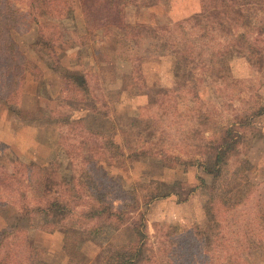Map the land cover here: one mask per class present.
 <instances>
[{
  "label": "rangeland",
  "instance_id": "rangeland-1",
  "mask_svg": "<svg viewBox=\"0 0 264 264\" xmlns=\"http://www.w3.org/2000/svg\"><path fill=\"white\" fill-rule=\"evenodd\" d=\"M15 1L22 7H29L28 0ZM115 1L120 4L119 15L114 18L111 16L104 29L98 27L103 20L91 19L92 16L91 24L90 19L84 20L86 16L81 14V10L85 2L78 0L75 19L41 17L37 23H32L30 29L22 28L16 33L24 55L38 67L31 64L34 71H28L18 88L9 94V103L0 99V178L6 177V169L20 166L22 171L14 180L16 187L26 189V180L29 179L26 196L34 202L38 193L32 184H41L44 174L41 166L49 160L58 159L65 169L73 167V171L81 176L82 171L90 167L88 159L104 147L102 136L88 130H102L110 135L114 132L115 136L116 131L113 129L118 128V141L152 150L156 156L145 155L138 157V160L111 150L114 156L105 159V166L111 175L117 176L116 180L114 178L115 185L119 183L126 189H135L138 184L147 182L151 175L164 180L166 184L177 180L180 182L172 187L178 190V194L156 198L147 206L142 204L139 208L145 213L148 243L157 252L156 264H201L202 246H175L165 231L172 226H177L178 230L193 227L206 219L204 205L213 185L209 182L199 185V176L206 177V182L210 179L200 162L211 160L215 146L207 142L201 144L209 136L206 125L201 123L205 120L203 115L210 114L207 126L213 128L232 122L234 116L242 114L249 106L264 104V71L258 72V66L254 64V57L257 54L259 56V53H248L249 46L246 51H233L232 48L236 44L253 43L254 46H261L264 57V33L257 34L260 25L264 26V9H258L257 6H261L255 3L258 0H249L251 2L246 5L252 7L247 10L252 18L251 24L241 26L240 23L238 26L233 18L226 23L225 28L232 26L237 32L245 31L244 40L238 41V36L233 35L234 39L230 40L232 43L225 41V46L213 40L217 50H229L231 75L238 79L229 86H219L218 83L217 87L210 77L200 75L198 70L191 73L185 67L183 78L179 79L173 68L172 60L180 53L184 55L189 52L198 55L197 60H201L199 54L204 53L201 42L197 41L192 50H186V47L195 39L183 43L181 48H167L165 46L170 43L166 45L164 39L153 38L150 34L151 30L157 31L159 26L183 21L200 11L203 0ZM239 1L237 6L244 7L245 0ZM117 21L127 26L125 34L131 46L126 50L117 46L114 37L107 33ZM41 33L52 37L54 41L61 39L65 42L59 40L58 44H62L57 45L56 51L50 52L52 56L42 58L31 44ZM158 36L164 34L159 32ZM56 59L60 66H71L86 72L92 88L90 95L100 106V113L87 111L92 101L84 98L83 90L65 82L62 74L54 69ZM198 77L199 80H196ZM179 87L180 90L175 91ZM103 99L108 102V107L100 103ZM104 111L108 116L103 115ZM59 112L67 116H81L86 112V126L78 122L70 125L60 122L57 119ZM155 123H159L162 130L156 131L155 140L148 141V136L141 129L147 125L154 127ZM243 130L247 138L238 146L237 154L247 155L253 165L249 171L251 180L260 183L264 189V112L251 118L250 124ZM181 140H184L183 143ZM159 151L179 154L186 161H177L174 167H167L166 161L159 162ZM18 160L20 163H17ZM31 161L38 165H32ZM235 164L236 160L231 166L227 165L233 167ZM20 178L25 179V182H20ZM237 185L242 188L243 181H238ZM168 196L171 198L167 199ZM18 197H15V202H19ZM86 198L84 195L81 201H88ZM127 202L130 201L127 199ZM122 204L121 200H116L115 210L120 209ZM18 208L17 203L0 206V228L14 219ZM124 211L132 216L138 213L131 206H127ZM78 220L80 222L76 226L79 229L68 231L59 228L54 232L59 231L62 235L58 233L59 236L54 240L34 235V230L27 233L28 240L34 242L40 254L53 264H104L101 257L108 251L109 241L120 236L129 237L125 229L119 233L114 230V226L119 223L114 215L110 218L107 213L101 217L79 216ZM57 241L59 243L56 244Z\"/></svg>",
  "mask_w": 264,
  "mask_h": 264
},
{
  "label": "trees",
  "instance_id": "trees-1",
  "mask_svg": "<svg viewBox=\"0 0 264 264\" xmlns=\"http://www.w3.org/2000/svg\"><path fill=\"white\" fill-rule=\"evenodd\" d=\"M80 1L85 2L81 10V14L86 16L84 20L90 19L91 16V19L103 20L101 24H98V27L102 29L106 23H109L111 16L114 18L119 15L120 4H116L115 0ZM126 1L137 3L142 0ZM258 1L255 2L261 5L257 6L258 9H264V0ZM203 2L200 11L183 21L168 26H159L157 31L151 30L150 34L153 38L164 39L166 45L170 43L169 46H165L167 48L173 46L181 48L183 43L187 44L188 41L195 39L194 42L190 41L189 46L186 47V50H192L193 46L197 45V41L202 43L204 53L199 54L201 60H197L198 55H192L189 52L184 55L180 53L177 58H173L172 65L179 79L183 78L185 73L183 70L188 67L191 73L198 70L200 75L210 77L216 86L218 83L219 86H229L237 79L231 75L229 50H217L218 47L215 48L214 43L223 46L226 41L230 44L232 43L230 40L234 39L233 35L238 36L239 39H236L238 41L244 40L242 38L246 36L245 31L237 32L238 30L232 26L229 29L225 27L226 23L232 20L231 18L236 20L238 26L240 23L241 26L251 24L252 18L247 10L252 7L246 5L251 1L245 0L244 7L237 6L239 0H203ZM28 3L29 7L25 8L15 0H0V99L7 103L11 98L9 94L18 88L27 72L34 71L31 64L38 67L24 55L16 33L22 28L30 29L32 23H37L41 17L50 19L71 17L75 19L76 7L79 6L78 0H28ZM232 6L233 10H231ZM233 12L235 14H232ZM91 19L90 24L92 23ZM113 26L114 28H109L107 33L114 37L117 46L126 50L131 46L127 42L129 37L125 34L127 26L120 25L118 21ZM260 27L257 31L259 35L264 33V26L260 25ZM159 32L164 36H158ZM213 40H215L214 43ZM58 41L41 33L31 44L35 52L45 58L52 56L50 52L56 51L57 45L60 46L65 42L62 41L58 44ZM256 46L259 47L256 49ZM232 48L233 51L234 49L236 51L246 49L248 53H259V56L257 54L254 57V64L258 66V72L264 71L261 70L264 67V57L260 45L236 44ZM58 63L59 61L56 59L54 69L62 74L65 82L83 90L84 98L92 101L91 108H87V111L100 113V106L90 95L92 88L86 72L71 66H60ZM195 77H197L196 74ZM177 90H180V87L175 91ZM157 91L162 92V90ZM100 103L108 107L106 100L103 99ZM14 110L18 112L16 108ZM263 112L264 104L258 103L257 106H249L242 114L234 116L235 119L232 122L224 124V126L215 125L213 128L207 126L211 119L210 114H202L205 120L201 123L206 125L209 136L204 138L201 144L207 142L215 146L211 160L199 163L204 172L210 176L207 182L206 177L199 176V185L208 182L213 185L204 205L206 219L193 227L178 230L177 226H172L165 231V235L175 246H180V248L183 247L182 245L202 246L201 264H264V189L260 183L251 180L249 171L253 165L247 155L239 156L240 153L237 154L238 146L247 138L243 130L244 127L250 124L251 118ZM85 113L81 116H67L65 113L59 112L58 118L54 115L52 117H56L60 122L68 123L66 125L78 122L86 126L84 121L87 113ZM103 115L108 116L106 111L103 112ZM238 117L242 118L237 119ZM158 124L155 123L154 127L147 125L141 129V132L148 136V141L155 140L156 131L162 130ZM237 125H239V130ZM211 129L212 131H210ZM113 130L116 131V134L120 133L118 128ZM88 132L102 136L104 147L102 150L99 148V153L88 159L87 163L90 162V167L87 171H82L80 176L73 171V167L65 169L58 159L49 160L41 166L44 173L41 184H32L37 188L38 193L34 202L32 199L28 200L26 196L27 190L29 191V179L26 180L28 184H25L27 190L16 187L14 180L21 173V167L11 166L10 169H6V177L0 178V206L17 203L19 208L14 219L0 228V264H53L40 254L38 246L34 242L28 240L27 233L30 230L54 232L59 228H65L68 231H73L79 229L76 226L80 222L79 216L82 218L101 217L105 213L108 218L116 216L119 225H115L114 230L119 233L125 229L129 237L120 236L116 240L109 241L108 251L101 257V261L104 264H156L157 252L155 247L148 243L146 232L148 225L145 213L141 212L139 208L142 204L147 206L156 198L178 194V190H173L172 187L180 182L177 180L172 184H166L164 180H159L156 176L151 175L145 182L146 184L140 183L135 189H126L119 183L115 185L114 178L117 176L111 175L105 166V159H111L114 156L111 150L120 152L121 156L136 157L138 160V157L145 155L154 157L156 156L155 152L133 145H125V142L117 140L116 134L113 136L114 132L111 135L102 130L89 129ZM157 140L159 141V139ZM183 141L181 140L182 143ZM103 150L104 153L101 154ZM158 153H160L159 162L166 161L164 163L167 167H174L177 161L180 163L186 161L179 154L162 151ZM235 160V166L228 167L227 164L231 166ZM17 163H20V160ZM31 164L38 165L34 161H31ZM20 179V182H25V179ZM238 181H243L242 188L238 187ZM154 184L155 186H153ZM141 186L142 188H140ZM139 188L142 191L141 194ZM18 195L21 199L18 197L19 202H15V197ZM84 195L87 197L86 199H89L86 202L81 201ZM127 199L130 201L129 203ZM116 200L123 202L118 210L114 208ZM127 206L136 209L137 215L127 214L124 211ZM173 231L176 233H172Z\"/></svg>",
  "mask_w": 264,
  "mask_h": 264
},
{
  "label": "crops",
  "instance_id": "crops-1",
  "mask_svg": "<svg viewBox=\"0 0 264 264\" xmlns=\"http://www.w3.org/2000/svg\"><path fill=\"white\" fill-rule=\"evenodd\" d=\"M169 198H171V197L168 196L167 199H169ZM60 231H61V230H60ZM58 233H60V234L62 235V233L59 232V231H57V232H53V233H46V232H43V231L34 230V235H37V236H40V237H45V236H47L49 239H53V240H54L55 237H58V236H59ZM57 243H59V241H57L56 244H57ZM175 249H176V248H175Z\"/></svg>",
  "mask_w": 264,
  "mask_h": 264
}]
</instances>
